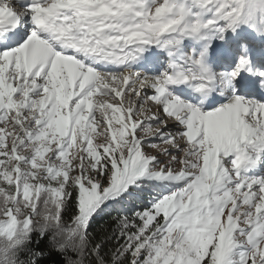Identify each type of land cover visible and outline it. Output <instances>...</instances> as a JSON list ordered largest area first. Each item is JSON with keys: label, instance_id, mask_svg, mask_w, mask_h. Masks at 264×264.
<instances>
[{"label": "snow or ice", "instance_id": "6c2138e0", "mask_svg": "<svg viewBox=\"0 0 264 264\" xmlns=\"http://www.w3.org/2000/svg\"><path fill=\"white\" fill-rule=\"evenodd\" d=\"M0 264H264V0H0Z\"/></svg>", "mask_w": 264, "mask_h": 264}]
</instances>
